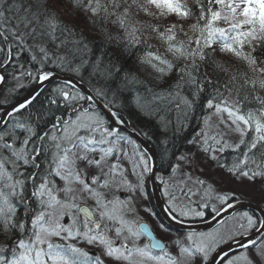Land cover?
Wrapping results in <instances>:
<instances>
[{"label":"trees","instance_id":"obj_1","mask_svg":"<svg viewBox=\"0 0 264 264\" xmlns=\"http://www.w3.org/2000/svg\"><path fill=\"white\" fill-rule=\"evenodd\" d=\"M165 2L167 11L152 0H0V66L7 60L10 46L16 53L14 57H18L16 49L25 50L24 58L17 59H24V63L36 69L83 82L149 142L160 162V179L170 173L172 165L201 134V123L209 111L228 105L246 120L248 132L235 147L224 145L218 157L220 166L217 158L214 165L219 166L224 175H230V169L235 167L237 175L264 171V40L248 47L224 33L220 25L228 21L219 16L226 7L223 0ZM178 16L189 21L186 38L175 27ZM217 46L228 51L230 63L217 56ZM158 58L159 64L153 62ZM3 72L10 81L3 88L0 103L10 106L31 81L22 72L18 76L7 68ZM62 87L58 83L50 84L43 97L37 96L18 111L14 119L23 122V126L39 129L43 121L56 118L72 106L63 103L56 94ZM66 89L76 96L77 103L87 104L77 92ZM230 92L232 97H228ZM67 101L72 104V100ZM52 134L51 131L46 140L41 141L38 150L43 149V158L35 154L36 157L29 160V152L28 164L23 160L26 169L16 175L29 172L40 180L52 178L46 176L49 174L54 182L46 180L45 185L58 193L61 177L52 174L56 173L57 166L53 163L51 169L49 157L48 163L45 162V151H53L49 144ZM9 138L18 141L7 133L0 143L4 145ZM249 139L260 142L252 144ZM209 141H206L207 146L211 144ZM5 153L0 152V160L7 165L9 160ZM209 159L200 161L208 164ZM39 170L44 174H38ZM187 174L179 175L182 183L187 182ZM33 185L31 195L38 201L42 196L36 195ZM173 187L161 188L170 207L177 198ZM9 205L0 207V264H24L27 258L26 262L36 264H41V260L50 262L51 257L60 261L58 248H67L34 243L36 233L31 230V222L39 208L32 204L27 207L22 202L13 203V207ZM155 216L159 220L156 213ZM240 219L242 226L246 221L244 217ZM257 226L248 224L247 232ZM17 246H30L27 257L17 255ZM90 255L81 259L75 254L72 261L69 258L68 261L91 264L95 260L89 258Z\"/></svg>","mask_w":264,"mask_h":264},{"label":"rangeland","instance_id":"obj_2","mask_svg":"<svg viewBox=\"0 0 264 264\" xmlns=\"http://www.w3.org/2000/svg\"><path fill=\"white\" fill-rule=\"evenodd\" d=\"M152 1L154 4L161 5L166 11L168 10L166 0ZM177 1L184 2V0ZM223 3L226 7H224L219 16L221 20L228 21V23L223 22L220 25L224 33L231 34L238 39L239 43L242 42L248 47H250L248 44L254 46L255 42L264 40V0H223ZM59 12H63V9ZM161 13L164 14L165 12ZM172 16L174 15L172 14ZM130 17L134 18L133 16ZM175 21L178 24L175 27L178 31L180 30L182 37L186 38L189 21L181 16L176 17ZM170 22L172 23L173 21L170 19ZM256 24H258L257 27L255 26ZM217 50H219L217 56H221V59L224 60L228 59V63H230L228 51H225L221 46H217ZM159 61V58L153 60L156 64H159ZM69 99L72 100L71 97ZM234 111L230 110L228 105L220 108L216 107L211 112L209 111L201 123V128L203 127L201 134L191 144L193 150L187 149L185 154L182 155L184 157L181 162H178L177 167L176 163L174 164L171 174L177 176V179L173 178L172 183L177 198L171 207L177 213L181 209L186 208L185 204L189 205V208L195 209L197 213L201 212L200 207L211 211L214 210L217 204V191L222 194L227 193V195L241 193L243 196L247 192V200L263 204L264 206V183L260 185L261 183L258 184L256 181L253 182L252 179H247L244 175H239L240 183L237 187L236 185L238 184L231 182L229 179L230 175H224L221 169H212L210 164L200 161L201 159L204 161L207 158H214V153L217 150V164L220 166L218 157L222 152V147L226 143L235 147L241 142L240 140L244 134L248 132L246 120ZM65 121L69 129L64 127L58 133L59 142L57 146L62 152L61 159L65 164L69 161V167H74L82 173L70 177L66 174L68 173L67 171H62L61 166L60 168L58 166L56 173L54 171L52 173L56 178L61 177L58 182L60 184L58 193L52 191L49 185H45L46 180L49 183L54 182L52 181L54 177L51 175L49 176L52 178L48 177L45 179V177H42L40 181L43 183L34 186L33 191L36 195L42 196V199L38 198V202L44 207V210L40 211L34 220L33 228L36 233L34 243L44 244L47 247L60 245L61 248H67L66 250L58 248L62 258L58 262L53 260L52 257L50 262L41 259H38L41 260V262H38L41 264H70L75 254L79 256L77 258L81 259L87 258V255L91 254L89 258L95 260L91 264H124L125 256L130 257L129 262H125V264H161L158 262L159 260L153 259L144 250L139 249L146 247V241L136 233V225L140 220L146 223L155 237L163 243L166 239L175 240L180 235H174L169 230L170 228H166V225V227L163 226L158 219H149L152 210L149 203L150 199L145 191L146 177L143 175V168L146 164L142 162L139 166L134 162L133 155H135V151H138L136 145L119 134L115 129L107 126L105 121H99L98 117L88 115L86 112L77 114ZM3 128L1 127V129ZM76 131L80 132V138L74 136ZM109 139L113 141L114 145L113 143H108ZM257 140L249 139L252 144H258L260 140L258 142ZM206 141L211 143L210 146L212 148H209V145L207 146ZM214 145H217V149L213 147ZM197 151L201 152V154L193 157L192 153L197 154ZM16 152L13 153L16 154ZM52 153L53 151L49 153L52 159L51 169L54 160ZM207 154H209V157H207ZM190 156V160L186 162L185 160ZM41 157L43 158V156ZM115 159H117L116 163L113 162ZM27 160H25L26 164H28ZM125 163L128 172L124 170ZM31 165L34 166V163L31 162ZM112 165L125 171L126 180L114 176L115 173L110 170ZM0 170L4 171L3 168H0ZM184 172L188 173V180L180 183L179 175ZM0 173L3 176L1 171ZM40 173L44 174L39 170L38 174ZM64 174L69 178H66ZM122 175L124 176L123 173ZM4 176L7 179L6 181L15 178L8 174ZM0 181H2L1 178ZM206 181L207 183L203 185ZM20 182L24 183V179H20ZM188 182L194 183L189 185L187 184ZM123 183L125 184V191L128 197L134 201L130 202L124 199L120 201L118 206L110 205L111 200L114 201L115 195L120 192ZM7 185H1L0 194L7 192L9 194L8 197L13 196L14 199L15 195L12 192L14 186L12 184ZM134 185L139 186L138 191H133L132 188L127 189V186L131 187ZM92 190H95V193L99 196L92 193ZM205 198L207 201L211 199L208 205L203 204ZM79 205H86L93 212L96 218V226L98 227H92L87 220L79 217L76 210ZM9 206L13 207V204ZM242 217L236 213L232 218L222 223L220 227L214 228V231L210 232L211 235L209 234L210 239H213L215 243L225 242L223 241L225 238L224 233L226 234L231 227L239 226L241 228V223L239 224V222H241L242 219L240 218ZM242 224L244 223L242 222ZM222 229L223 231H221ZM229 232L231 233V230ZM87 233H90L89 236ZM172 234L176 237L175 239ZM238 236H240V232ZM233 238L230 237V240ZM190 242L193 243L192 241ZM29 247L17 246L15 251L17 255L27 257L26 254ZM192 249L195 253L202 251L200 244L193 246ZM252 249H254L253 252L236 256L234 262L229 260L226 264H264V237ZM68 258L70 261H68ZM26 261H28V258L23 261L24 264H36ZM196 261L192 257L191 260L188 259L185 263L194 264ZM201 263L202 260L198 264Z\"/></svg>","mask_w":264,"mask_h":264},{"label":"bare ground","instance_id":"obj_3","mask_svg":"<svg viewBox=\"0 0 264 264\" xmlns=\"http://www.w3.org/2000/svg\"><path fill=\"white\" fill-rule=\"evenodd\" d=\"M61 14L62 13H64V12H60ZM65 19H67L68 20V22H69V18H66V17H64ZM16 52H17V56L18 57H14L15 56V52L11 49V47L9 46L8 47V53H7V60L5 59L4 60V63H3V66H0V70H1V68H2V72H3V69H5V68H7V69H9L10 70V72L12 73V74H14V75H16V76H18V73H20V72H22V74L25 76V78H27V79H30V81H31V83H30V85H28V88H27V90H26V88L24 87L23 88V90H22V92L16 97L17 99L15 100V102H17V101H19V100H21L23 97H25L30 91H32L35 87H39L40 85H37V84H39V83H41L42 82V80H43V78H44V76L47 74V73H49V72H47V71H45L44 69H41V68H39V69H36L34 66H32V65H28V63H24L25 62V60L24 59H21V60H19V59H17V58H24L23 57V53L25 52V50H19V49H16ZM3 74H4V72H3ZM4 76H5V74H4ZM74 79H76V78H74ZM77 80V79H76ZM7 81L9 82L10 81V77L9 76H5V82H4V85H3V88H4V86H5V84L7 83ZM77 81H79V80H77ZM20 82L23 84L24 83V81L23 80H21L20 79ZM81 84H83L85 87H87L90 91H91V89L88 87V86H86L83 82H81V81H79ZM52 84V83H51ZM50 84H48V85H46V86H44L40 91H39V93L23 108V109H25L35 98H37V96H41V97H43L44 96V92H45V90H46V88L49 86ZM61 85H63V87H62V89H61V91H56V94L58 95V96H60V98H61V100L63 101V103H65V104H67L68 106H70V105H72L71 107H67L66 108V110L65 111H63L62 113H60L59 115H56V118H48V120L49 121H43V124H41V126H38V128L39 129H36L35 127H32L31 125H27L28 127V129L26 128V131H28V133L26 134L27 136L25 137V139L27 138V137H30V138H35V140H33V139H28V141L26 142V143H21V145L20 144H18V143H16L15 141H14V139H12V141L14 142H12L11 143V145H9V143H8V139L7 140H5V143L14 151V152H16V149H21V152H24V153H28L29 154V152H30V159H32V158H34V157H36L35 156V154H39V156H40V158H41V156L43 155V149H40V150H38L39 149V147H40V144H42L41 143V141H44V140H46V138L48 137V135L50 134V132L52 131V135H50V140H49V144H51V147H53L52 149H53V155H54V157H53V163H55L56 164V166L58 167L59 166V168H60V166H61V168H62V171L64 170V171H67L68 173H66V174H68L70 177H72V176H77V175H80L82 172H79L77 169H75L74 167H69V165H68V163H64V162H62V159H61V156H62V152H61V150L58 148V136H59V132H61L60 130L61 129H63L64 127L65 128H67V129H69V127H68V125H66L65 124V120H67V119H70V118H72L73 116H75V115H77V114H80V113H88V115H92V116H96V117H98L99 118V121H105V123H106V125L107 126H109V127H111L112 129H115L119 134H121V135H123L120 131H118L116 128H114V127H112L111 125H109L108 123H107V121L105 120L106 118H105V116L100 112V111H98L97 109H95L90 103H88L87 102V100L79 93V95H81L83 98H84V100L87 102V104L86 105H82V104H79V103H77V98H76V96L75 95H73L72 93L70 94L69 92H68V90L66 89V87L67 88H69L68 86H66V85H64V84H61ZM71 89V88H70ZM2 91H3V89H2ZM2 91H1V94H0V99H1V97H2ZM92 92V91H91ZM92 94L94 95V93L92 92ZM95 96V95H94ZM233 96V94L230 92L229 93V95H228V97H232ZM72 98V104L71 103H66V102H68L67 100H70L69 98ZM96 97V96H95ZM97 98V97H96ZM98 99V98H97ZM100 100V99H99ZM101 101V100H100ZM15 102H13V103H15ZM71 102V101H70ZM102 102V101H101ZM12 103V104H13ZM62 103V104H63ZM103 103V102H102ZM103 104H105V103H103ZM11 105V104H10ZM106 105V104H105ZM8 107V104H6V103H4V104H2V103H0V117H2L3 116V114H4V110L6 109ZM59 107V106H58ZM87 107V108H86ZM106 107L108 108V109H110V110H112L113 112H114V114L117 116V113L111 108V107H109V106H107L106 105ZM263 116V119H264V115H262ZM118 117V116H117ZM119 118V117H118ZM120 119V118H119ZM7 120H8V118H7ZM124 124H126L128 127H131L135 132H137L131 125H130V123L128 122V121H125V120H123V119H120ZM28 121V120H27ZM65 121V122H64ZM98 121V120H97ZM263 130H262V132H263V134H264V128H262ZM139 134V133H138ZM10 135V134H9ZM11 135H13V134H11ZM10 135V136H11ZM35 135V136H34ZM74 136L75 137H81V135H80V132H78V131H76V132H74ZM37 137H39L40 139H38ZM23 138V137H22ZM228 140H229V138H228ZM230 141V140H229ZM108 143H113V141L112 140H108ZM113 145H114V143H113ZM226 145L228 146L229 144H227L226 143ZM226 145H225V147H226ZM26 149H24V148ZM115 147V146H114ZM136 147H137V149H138V151H135V155H133V160H134V162L136 163V165H139L140 166V164L142 163V162H144L145 164H146V166L143 168L144 169V171H143V175L146 177V186H145V191H146V194L148 195L147 197H151L150 196V191H149V186H148V175H149V171H150V160H149V158L147 157V155L136 145ZM195 147V146H194ZM213 147H215L216 149H217V145H214ZM152 148V147H151ZM209 148H212L210 145H209ZM32 149V150H31ZM153 149V148H152ZM42 150V151H41ZM188 150H190V151H192L193 150V146L192 145H190L189 146V149ZM51 152V151H50ZM49 151H45V156H46V159H45V162H47L48 163V157L51 159V156L49 155V153H50ZM153 152H154V154H155V159H156V164H157V174H156V181H157V186H158V190H159V193L160 192H162V190H161V188H163V189H169L173 184V178H176L177 179V176H174V174L172 175L171 174V170L173 169V167H174V164L172 165V168H171V170L169 171L170 173H166L161 179L159 178L160 177V175H159V170H160V162H159V160H158V158H157V155H156V152H155V150L153 149ZM17 153V152H16ZM192 153V152H191ZM199 154H201V152H199V151H197V154H194V153H192V156L193 157H197ZM215 154V157L214 158H210L209 159V161H208V164H210V165H212V169H216V168H219L220 169V167L218 166V167H216L215 165H214V160H216V158H217V150H216V152L214 153ZM183 155H184V153H183ZM184 156H181L180 158H178L177 159V161H176V167H177V164H178V162L180 161L181 162V160H182V158H183ZM211 157H213V155H211ZM190 158H191V156L190 157H187V159L185 160L186 162L187 161H189L190 160ZM0 159H2V157L0 156ZM142 159V160H141ZM52 160V159H51ZM97 160V159H96ZM2 161V160H1ZM2 162H4L5 163V161H2ZM41 162H42V160H41ZM114 163H116L117 162V159H115L114 161H113ZM22 167V166H21ZM69 167V168H68ZM6 168V167H5ZM236 168V167H235ZM235 168H231L230 169V177H229V179L231 180V182H233V183H235V184H238V185H236L237 187L239 186V183H240V177H239V175H237L236 174V172H235ZM194 169V168H193ZM196 169V168H195ZM46 170V169H45ZM110 170L111 171H113L115 174H114V176H116V177H119L120 179H123V180H126V178H127V176L125 177V171L126 172H128V168H127V165H126V163L124 164V170L125 171H123V169H121V168H116V167H114L113 165H112V168H110ZM27 171H30V170H27ZM190 171V170H189ZM122 173L124 174V176L122 175ZM29 174V175H28ZM31 173H29V172H26V175H28V178H27V180L25 179L24 180V183H22L23 185H21L19 182H18V180L17 179H24L25 177H26V175H23V176H18V175H16V183L17 184H15V182H13V181H11V180H9V181H6L7 179L5 178V176H4V174H3V176L1 175V173H0V178L2 179V181H0V189H1V185L3 186V185H7V184H14V187L12 188V185H11V188H12V192H13V194L15 195L14 196V199H13V196H11V197H8L9 196V194L6 192V193H4V194H0V207L2 208V207H4V208H6L7 207V204H13V203H20V202H22L23 204H27V207H30L31 206V204H32V207H38L39 208V212L40 211H43L44 210V207H43V205L40 203V202H38L35 198H33L32 197V195H31V192H32V189H31V186L33 185V186H35V185H39V184H42L43 182H41L40 180H38V178H35L33 175H30ZM66 174H64L65 175V177L66 178H69ZM128 174V173H127ZM247 174H248V176H247ZM247 174H245L244 175V177H246L247 179H248V177H249V179H254L255 178V180H257L256 182H258V184H262V183H264V171H262V170H260V171H257V172H254V171H252V172H250V173H247ZM46 176H49V174L47 175L46 174ZM141 179V178H140ZM33 180H35V183H33ZM179 180H180V178H179ZM180 183H182V181H179ZM191 183H194V182H191ZM191 183H187V184H191ZM207 183V181L203 184V185H205ZM127 184H128V182H127ZM126 184V185H127ZM8 186V185H7ZM184 186H186V184H184ZM129 188H132L133 189V191H138V188H139V186H136V185H134V186H127V189H129ZM126 188H125V184L123 183L122 184V188H121V190H120V192L119 193H117L115 196H116V198L114 199V201L113 200H111V203H110V205H116V206H118L119 205V203H120V201H122V200H126V201H134V200H131L129 197H128V194L126 193ZM92 193H95V190L93 191L92 190ZM95 195L96 196H99L98 194H96L95 193ZM243 196V194H241V193H238V194H236V193H232L231 195L229 194V195H227V193H224V194H222V193H220V192H218L217 191V197H216V199H217V204H216V208L214 209V210H209V209H207V208H203V207H200V209H201V214L199 215V214H196V215H194L193 217H192V215H189V217L190 218H197V217H203V216H208V217H206V218H204L203 220L204 221H199V222H191V221H189V220H185V221H182V220H179V219H177L176 217H174L178 222H180L182 225H185L186 226V228H185V231H182V233H185L186 234V236H188V237H192L193 235H199L200 236V239H202V243L205 245V248H206V250H207V252L208 253H211V254H216V252H217V249L219 248V247H221V246H223V245H227V244H229L230 243V241H232V240H230V237L232 238V237H236V236H238V234H239V232H240V234H247L248 232H247V229H248V224H256V225H259L260 223V217H259V215L257 214V212L255 213V212H253V211H250V210H248V209H241V210H239V211H241V213H237L238 214V216H240V217H242V216H244V220L246 221V223H244L242 226H241V228L239 227V226H235L234 228L233 227H231L230 228V230H231V233L228 231V232H226V234L224 233V240L223 241H225V242H219V243H215L214 241H213V239H210V236H209V234L211 235V233L210 232H213L214 231V228H216V227H212L211 226V224H213L214 222L212 221L213 220V218L217 215V213L218 212H220V211H222V210H224L227 206H231L232 204V206H235V204H239V203H242V204H244V203H250V204H255V205H257L259 208H256V209H259V210H262V211H264V206H263V204H258V203H255V202H250L249 200H247L246 199V196H247V192L244 194V196ZM146 197V198H147ZM136 198V197H135ZM31 199V200H30ZM210 200L211 199H209L208 201L206 200V198H205V201L203 202V204H206V205H208L209 204V202H210ZM197 208H199V207H197ZM38 212V213H39ZM38 213H36V216H35V218L37 217V215H38ZM213 213H215V214H213ZM208 214H212L211 215V217H210V215H208ZM35 218L33 219V222H31V230L33 229L34 230V228H33V225H34V220H35ZM189 218V219H190ZM256 222V223H255ZM224 223V222H223ZM248 223V224H247ZM203 225H205L206 226V228L205 227H203ZM222 225V223L221 224H219L217 227H220ZM216 226V225H215ZM29 231V230H28ZM221 231H223V229L221 230ZM33 232V231H32ZM209 232V233H208ZM137 234H140L138 231L136 232ZM30 233H28V235H29ZM139 237H141V238H143L144 239V237L142 236V235H139ZM241 237H243L242 235L240 236V237H238V238H241ZM193 238V237H192ZM191 248V247H190ZM140 250H141V248H139ZM254 251V249H246V251H244V249H240V250H235V251H233V252H230L227 256H225L224 257V262H225V264L229 261V260H232V262H234L236 259H234L236 256H242V255H244V253L245 254H247V252H253ZM138 252H139V250H138ZM129 259H130V257H127V256H125V259H124V264H125V262H129Z\"/></svg>","mask_w":264,"mask_h":264},{"label":"water","instance_id":"obj_4","mask_svg":"<svg viewBox=\"0 0 264 264\" xmlns=\"http://www.w3.org/2000/svg\"><path fill=\"white\" fill-rule=\"evenodd\" d=\"M5 82V76L2 72V68L0 70V94L3 89V85ZM51 83H60L68 86L69 88L75 90L76 92L80 93L88 103H90L95 109L100 111L104 116L105 120L109 125L116 128L118 131H120L123 135L128 137L132 142H134L149 158L150 160V171L148 175V186L150 191L151 200L154 206V209L158 216L160 217L161 221L164 225H166L168 228L172 229L176 232H182L185 231L186 226L182 225L180 222H178L166 209L159 190L157 186L156 181V174H157V164L155 159V154L153 152V149L149 145V143L143 139L137 132H135L131 127H128L126 124H124L115 114L112 110L108 109L105 104H103L99 99H97L92 92L85 87L83 84H81L76 79L69 77V76H62L54 72L47 73L42 82L37 84L40 85L39 87H35L32 91H30L25 97H23L21 100L11 104L4 110V114L2 117H0V128L4 125V123L7 121V118L9 116L21 109H23L38 93L39 91L46 85ZM233 205V204H232ZM227 206L224 210L217 213V215L213 218V224H211L212 227L218 226L221 224L225 219L236 213L237 211L241 209H248L253 212H257V214L260 217V224L259 227L252 232L251 234H248L246 236H243L241 238H236L232 241H230L229 244L223 245L217 249L216 254H212L209 258V260L206 262V264H220V262L224 259L225 256H227L230 252H233L235 250L240 249H246L251 247L261 236L264 234V211L256 209L259 208L255 204L250 203H239L238 205L235 204V206ZM79 215L87 220L89 223H94L95 218L93 215V212L85 205H81L78 208ZM203 227L206 228L205 225ZM137 231L142 235L148 242L149 249L155 253H160L164 251V243L158 240L150 227L144 223L141 222L137 225Z\"/></svg>","mask_w":264,"mask_h":264},{"label":"flooded vegetation","instance_id":"obj_5","mask_svg":"<svg viewBox=\"0 0 264 264\" xmlns=\"http://www.w3.org/2000/svg\"><path fill=\"white\" fill-rule=\"evenodd\" d=\"M23 124L24 123L19 121V120L8 121L7 124L4 126V128L0 130V142L3 139V136L8 133L10 135L13 134V135H11V137L18 140L16 143H18L20 145H21V143H26L28 141V138H29V137H27L25 139V137L27 136L26 134L28 133V131H26V128L28 126H23ZM20 129H22V130L20 131ZM8 140H9L8 141L9 145H11V143L13 142L12 139L9 138ZM16 151H17V153L14 154L13 153L14 151L7 144H4L3 146L0 145V152H6L5 154H7V157L9 160L7 165L0 160V168L4 169V171L3 170H0V171L4 175L8 174L9 176L11 175V176L15 177L17 172L26 169V167L23 165V160L25 162V160L29 159L28 153L27 152L26 153L21 152V149H16ZM11 181L15 182L14 179H12ZM15 184H17V183L15 182ZM13 186H14V184H13ZM59 187H60V184H59ZM160 195H161V198L166 205V208L171 213V215H173L174 217H176L179 220H182V221L189 220L191 222H199V221H204L203 219L208 217L206 215V216H203L201 218L200 217L190 218L189 215H192V217H193L194 215H196L198 213L201 214V212L197 213V212H195V209H192V208H184L183 210L181 209V211H179L177 213L174 209L172 210V208L169 206V202H168L167 198L164 196L163 190H162V192H160ZM151 210H152V214H151V216H149V219L150 220H153V218L157 219L155 216L156 212L154 210L153 205H151ZM213 214H215V213H213ZM208 215H210V217H211L212 214H208ZM158 221L163 226H165L161 220H158ZM90 225L92 227H98V226H96L97 225L96 221H95V223H92ZM166 228H168V227H166ZM169 230L174 235H180V237L176 238L172 234L173 238L174 239L176 238L175 240L166 239L164 242V244H165V250L164 251H162L160 253H155V252L151 251L148 247L147 241H146V247L145 248L143 247V249L141 248V250H144V252L146 254H149L150 257H152L153 259L159 260L158 262L161 264H164L163 262H165L166 264H186L185 262L188 259L191 260L192 257L195 259V261L198 260L194 264H198L200 260H202L201 264H205L206 260L208 259L207 256L208 255L210 256L211 253L207 252L205 245L202 243V239H200L199 235L195 234L192 236L193 238L192 237L190 238V237L186 236L185 233L181 234L182 232H176V231H173L172 229H169ZM89 234L90 233H87L88 236H89ZM188 239H189V241H188ZM190 241H192L193 243H191ZM197 244H200V248L202 251L195 253L194 250L192 249V247L197 246Z\"/></svg>","mask_w":264,"mask_h":264}]
</instances>
